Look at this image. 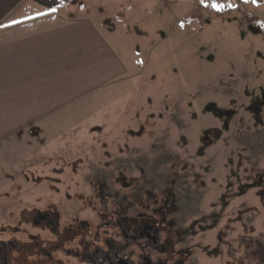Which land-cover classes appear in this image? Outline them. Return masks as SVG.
<instances>
[{
  "label": "rangeland",
  "instance_id": "374dc122",
  "mask_svg": "<svg viewBox=\"0 0 264 264\" xmlns=\"http://www.w3.org/2000/svg\"><path fill=\"white\" fill-rule=\"evenodd\" d=\"M79 1L113 20L132 0ZM180 2L118 21L129 79L1 140L0 240L38 209L106 226L109 211L151 221L170 204L194 264H264V1Z\"/></svg>",
  "mask_w": 264,
  "mask_h": 264
},
{
  "label": "crops",
  "instance_id": "0c3cea01",
  "mask_svg": "<svg viewBox=\"0 0 264 264\" xmlns=\"http://www.w3.org/2000/svg\"><path fill=\"white\" fill-rule=\"evenodd\" d=\"M74 1L0 0V142L73 117L85 101L129 79L135 64L118 21L157 15L160 2L167 7L163 15L183 5L132 0L109 20L78 11L84 4Z\"/></svg>",
  "mask_w": 264,
  "mask_h": 264
},
{
  "label": "flooded vegetation",
  "instance_id": "af4514ba",
  "mask_svg": "<svg viewBox=\"0 0 264 264\" xmlns=\"http://www.w3.org/2000/svg\"><path fill=\"white\" fill-rule=\"evenodd\" d=\"M170 206L151 221L129 222L109 211L113 221L106 226L59 222L46 208L24 213L29 223L16 224L17 236L0 240V264H194L191 244L183 246L189 235L165 219Z\"/></svg>",
  "mask_w": 264,
  "mask_h": 264
},
{
  "label": "built area",
  "instance_id": "2783aa9c",
  "mask_svg": "<svg viewBox=\"0 0 264 264\" xmlns=\"http://www.w3.org/2000/svg\"><path fill=\"white\" fill-rule=\"evenodd\" d=\"M200 4H206L208 2L210 3H215V4H220V5H225L223 8L227 7V5L229 4V2L231 0H204V2L202 3L201 0ZM264 0H255L256 3H262ZM252 24H255V21L252 22Z\"/></svg>",
  "mask_w": 264,
  "mask_h": 264
},
{
  "label": "snow or ice",
  "instance_id": "6c2138e0",
  "mask_svg": "<svg viewBox=\"0 0 264 264\" xmlns=\"http://www.w3.org/2000/svg\"><path fill=\"white\" fill-rule=\"evenodd\" d=\"M201 2L203 3L204 2V0H201ZM253 2H255V0H253ZM212 7H215V8H217V9H221V8H223L225 5H220V4H212L211 5ZM228 7H234V5H227ZM53 11H55V9H52Z\"/></svg>",
  "mask_w": 264,
  "mask_h": 264
}]
</instances>
